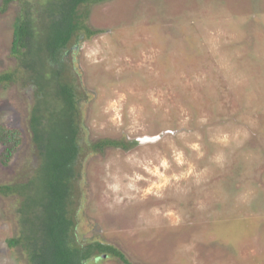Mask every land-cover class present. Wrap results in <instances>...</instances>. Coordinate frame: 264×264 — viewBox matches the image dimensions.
<instances>
[{"label":"rangeland","instance_id":"rangeland-1","mask_svg":"<svg viewBox=\"0 0 264 264\" xmlns=\"http://www.w3.org/2000/svg\"><path fill=\"white\" fill-rule=\"evenodd\" d=\"M20 7L0 12V76L18 69ZM87 24L101 33L73 54L86 139L138 145L85 155L80 233H99L132 264H264V0H103ZM54 82L37 108L57 131ZM33 101L31 87L0 85V126L23 134L0 185L33 172ZM16 208L0 195V264L24 259L7 244Z\"/></svg>","mask_w":264,"mask_h":264},{"label":"trees","instance_id":"trees-1","mask_svg":"<svg viewBox=\"0 0 264 264\" xmlns=\"http://www.w3.org/2000/svg\"><path fill=\"white\" fill-rule=\"evenodd\" d=\"M15 1L19 0H3L0 12L5 13ZM101 1L20 0L11 48L18 71L0 76V85L19 82L23 88L31 87L34 95L29 121L35 146L33 172L24 177L26 181L0 185V195L18 201V208L12 211L16 235L8 238L7 244L18 258L24 257L19 264H103L108 258L132 264L99 233L85 236L79 230V183L85 155L138 145V141L103 139L90 143L86 139L82 112L86 96L73 54L82 42L101 33L87 24L91 6ZM48 78H55L54 95L65 110L57 131L45 129L50 114L37 108L45 101L42 86ZM22 141L18 128L0 126L1 165H10ZM38 182L41 185L33 191Z\"/></svg>","mask_w":264,"mask_h":264},{"label":"water","instance_id":"water-1","mask_svg":"<svg viewBox=\"0 0 264 264\" xmlns=\"http://www.w3.org/2000/svg\"><path fill=\"white\" fill-rule=\"evenodd\" d=\"M158 139H160L159 137H156V138H145L144 140H143V142H155V141H157Z\"/></svg>","mask_w":264,"mask_h":264}]
</instances>
